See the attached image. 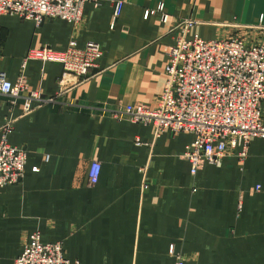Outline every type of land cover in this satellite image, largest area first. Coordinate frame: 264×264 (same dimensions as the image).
<instances>
[{
	"label": "crops",
	"instance_id": "crops-1",
	"mask_svg": "<svg viewBox=\"0 0 264 264\" xmlns=\"http://www.w3.org/2000/svg\"><path fill=\"white\" fill-rule=\"evenodd\" d=\"M244 27L264 41V0H101L84 4L79 24L0 17V72L55 99L23 116L0 96V140L13 120L6 142L26 153L22 181L0 188V264H14L33 233L60 243L73 264H174L170 248L184 264H264V140H252L244 160L237 148L193 177L187 134L155 137L110 115L156 106L179 37L220 40ZM89 42L102 56L82 82L61 85L60 64L26 60L30 49Z\"/></svg>",
	"mask_w": 264,
	"mask_h": 264
},
{
	"label": "built area",
	"instance_id": "built-area-1",
	"mask_svg": "<svg viewBox=\"0 0 264 264\" xmlns=\"http://www.w3.org/2000/svg\"><path fill=\"white\" fill-rule=\"evenodd\" d=\"M87 2L98 7L101 0H0V17L16 16L31 20L37 26L46 20L79 24ZM122 8L121 2L115 4V19ZM151 13L147 12L145 17ZM241 29L247 34L220 40L179 37L166 52L165 85L156 106L151 109L141 104L129 105L110 115L116 120L150 126L155 137L166 131L187 134L190 140L182 158L190 164L193 177L202 165H218L237 148L240 150L238 157L244 160L250 142L264 140L261 117L264 41L251 40L248 32L252 28ZM101 56L102 49L97 43L89 42L81 49L70 43L61 52L48 47L30 49L26 60L60 64L63 71L59 84L63 85L70 76L79 82L90 77ZM0 96L7 98L11 106H18L23 116L55 102V99L44 98L40 92L29 90L23 78L12 84L1 72ZM12 122L8 120L2 129L0 188L17 185L24 177L26 153L22 148L9 145L5 139ZM99 171V164L92 163L88 172L89 184L97 183ZM140 171L144 173L145 169ZM169 252L174 256V264H184L173 248ZM14 264L73 263L65 258L60 243H44L38 233H33Z\"/></svg>",
	"mask_w": 264,
	"mask_h": 264
},
{
	"label": "rangeland",
	"instance_id": "rangeland-1",
	"mask_svg": "<svg viewBox=\"0 0 264 264\" xmlns=\"http://www.w3.org/2000/svg\"><path fill=\"white\" fill-rule=\"evenodd\" d=\"M252 30V29H251ZM233 36H235V35H230V36H228L227 38H229V37H233ZM177 41V40H176Z\"/></svg>",
	"mask_w": 264,
	"mask_h": 264
}]
</instances>
